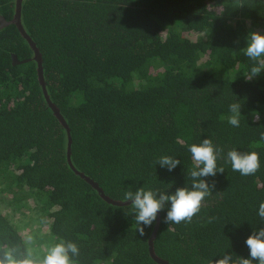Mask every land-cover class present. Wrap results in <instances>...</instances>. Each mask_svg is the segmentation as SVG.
<instances>
[{
  "label": "trees",
  "instance_id": "1",
  "mask_svg": "<svg viewBox=\"0 0 264 264\" xmlns=\"http://www.w3.org/2000/svg\"><path fill=\"white\" fill-rule=\"evenodd\" d=\"M13 13L14 1L0 0V15ZM21 21L70 129L72 165L110 198L190 188L189 146L210 138L223 149L225 171L203 178L215 188L191 222L167 223L169 204L158 212L155 254L170 264L249 258L245 241L264 227V70L248 79L255 62L244 48L251 31L264 33V0H22ZM11 54L31 56L14 25L0 29V192L36 212L52 246L74 242V264H158L148 244L156 220L140 235L130 204L105 202L73 172L33 66L13 65ZM235 101L239 127L227 121ZM231 149L257 152L258 171H233ZM163 155L180 164L169 172L157 164ZM9 251L30 254L0 212V259Z\"/></svg>",
  "mask_w": 264,
  "mask_h": 264
},
{
  "label": "clouds",
  "instance_id": "2",
  "mask_svg": "<svg viewBox=\"0 0 264 264\" xmlns=\"http://www.w3.org/2000/svg\"><path fill=\"white\" fill-rule=\"evenodd\" d=\"M244 54L255 62V65L250 69L248 79L251 80L259 75L261 70H264V33L251 31L248 34ZM241 106L239 101L229 105L231 115L227 117V121L233 127L240 125ZM253 119L259 121V114L256 113ZM261 139H264V133H261ZM189 151L194 162V168L190 171L192 178L190 188L178 187L174 192L166 194L164 191L146 190L139 187L135 191L130 190L124 193L123 200L125 202L130 201L131 207L135 210V221L140 235L145 234V227L152 226L157 213L163 210L166 204L170 205L165 217L167 223L191 222L192 218L200 212L205 198L213 192L215 181L209 184L203 178L215 177L217 173L225 171L223 167L217 166V160L220 158L223 149L214 145L210 138H205L199 144H191ZM226 162H230L232 170L239 172L242 176L253 175L260 168V157L255 151L241 152L231 149L227 152ZM157 164L171 172L180 164V160L170 155H163ZM258 215L264 219V202L259 205ZM245 243L249 249V258L233 257L229 253L209 261V264H253L254 261L257 264H264V227L253 231ZM78 252L79 249L74 242L61 240L49 250L43 260L33 259L30 254L26 258L18 260L9 251L4 254L3 259H0V264H74L69 253L77 255Z\"/></svg>",
  "mask_w": 264,
  "mask_h": 264
},
{
  "label": "water",
  "instance_id": "3",
  "mask_svg": "<svg viewBox=\"0 0 264 264\" xmlns=\"http://www.w3.org/2000/svg\"><path fill=\"white\" fill-rule=\"evenodd\" d=\"M21 14H22V0H14V13L13 16L10 20H7L4 16L0 15V29L9 26V25H14L16 29L18 30L19 34L30 47L31 50V56L28 58L24 59H18L16 54H11V59H12V64L13 65H32L35 73H36V78L37 81L41 87V91L44 95L46 104L48 108L52 111L53 115L55 118L59 121L61 126L63 127L64 131V149H65V154H66V160L70 166V168L73 170V172L79 176L82 180H84L87 184H89L94 190L97 191L98 195L100 198H102L105 202L116 205V206H127L131 204L130 201H120V200H115L107 196L102 188L98 185L97 182H95L92 178H90L88 175L85 173H82L74 168L71 162V144H72V139H71V134H70V129L61 114L59 108L51 101L50 99V94L49 90L47 87V84L44 80V74H43V64H42V54L36 45L35 41L30 37V35L26 32L22 21H21ZM160 224V215L157 213V219H156V224L155 227L152 231L151 237L149 239V254L152 257V259L158 263V264H170L166 260L161 259L158 257L155 252H154V247H153V240L156 237L158 227Z\"/></svg>",
  "mask_w": 264,
  "mask_h": 264
},
{
  "label": "rangeland",
  "instance_id": "4",
  "mask_svg": "<svg viewBox=\"0 0 264 264\" xmlns=\"http://www.w3.org/2000/svg\"><path fill=\"white\" fill-rule=\"evenodd\" d=\"M8 196L0 192V212L5 214L13 224H15L24 236L29 246L31 258L36 260H43L53 247L46 237L48 230L41 225L40 218L35 211H22L18 206L11 203Z\"/></svg>",
  "mask_w": 264,
  "mask_h": 264
},
{
  "label": "flooded vegetation",
  "instance_id": "5",
  "mask_svg": "<svg viewBox=\"0 0 264 264\" xmlns=\"http://www.w3.org/2000/svg\"><path fill=\"white\" fill-rule=\"evenodd\" d=\"M14 1V0H13Z\"/></svg>",
  "mask_w": 264,
  "mask_h": 264
}]
</instances>
